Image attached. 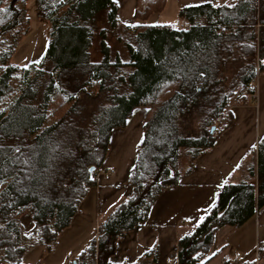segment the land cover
<instances>
[{"label":"trees","instance_id":"obj_1","mask_svg":"<svg viewBox=\"0 0 264 264\" xmlns=\"http://www.w3.org/2000/svg\"><path fill=\"white\" fill-rule=\"evenodd\" d=\"M26 1L0 0V264H22L37 244L54 249L94 186L111 130L145 106L131 194L70 263L112 264L117 242L146 224L161 192L231 123V103L255 97L253 82L264 70V0L182 6L179 26L120 25L113 0H36L49 41L40 63L19 67L11 58L29 25ZM165 4L136 0L134 16L146 21ZM263 204L264 137L247 176L223 183L203 219L179 236L177 264L210 263L215 232L243 225ZM24 214L35 224L32 235L24 233ZM155 263L153 249L136 264Z\"/></svg>","mask_w":264,"mask_h":264},{"label":"crops","instance_id":"obj_2","mask_svg":"<svg viewBox=\"0 0 264 264\" xmlns=\"http://www.w3.org/2000/svg\"><path fill=\"white\" fill-rule=\"evenodd\" d=\"M118 7L120 25L161 24L159 18L173 1L176 11L182 6L204 2L228 3L231 0H166L161 12L146 21L134 16L136 0H113ZM253 85L256 95L250 103L229 108L232 121L216 137L214 144L182 172L178 184L165 188L151 206L146 224L127 232L110 257L112 264H136L146 252L156 249L155 264H177L178 238L192 230L215 203L218 188L225 182L245 178L244 169L256 161V147L264 137V70ZM147 107H135L123 127L113 128L109 150L92 186L83 197L79 211L62 230L54 249L47 253L41 244L30 248L22 264H70L96 238L98 222L119 200L131 194L129 174L143 139ZM246 165L245 167V164ZM21 223L26 235L35 233L31 218L24 214ZM263 239V240H262ZM233 250L230 255V250ZM214 258L207 264H264V204L254 217L237 228L223 226L215 232L211 248ZM217 251H220L216 254Z\"/></svg>","mask_w":264,"mask_h":264},{"label":"rangeland","instance_id":"obj_3","mask_svg":"<svg viewBox=\"0 0 264 264\" xmlns=\"http://www.w3.org/2000/svg\"><path fill=\"white\" fill-rule=\"evenodd\" d=\"M25 6L27 11V16L29 18V25L25 34L17 42L11 58V62L18 65L19 67H24L29 64L40 63L43 59L49 41L50 26L48 22L38 17L36 10V0H27ZM107 12L108 10L105 9L102 10L100 14L102 16L104 15L105 17L107 15ZM99 17L101 18V16ZM158 20L161 24H170L173 26L181 25V21L178 18L176 6L173 1L168 2L167 7L165 8V10H163ZM97 24H101L100 19L97 21ZM119 29H120L119 26L116 27V30ZM108 36H109L108 39L110 44H112V46H115L113 43L114 36L112 34H109ZM246 165L248 164L246 163L245 167ZM244 175L245 177L247 176V168L244 169ZM218 252L220 251H217L216 254ZM210 253H214V251L211 250ZM232 253L233 250L231 249L230 255H232Z\"/></svg>","mask_w":264,"mask_h":264},{"label":"built area","instance_id":"obj_4","mask_svg":"<svg viewBox=\"0 0 264 264\" xmlns=\"http://www.w3.org/2000/svg\"><path fill=\"white\" fill-rule=\"evenodd\" d=\"M224 125V115L220 116L217 120V126L222 127ZM95 175H93L94 178ZM254 264H260L259 262H255Z\"/></svg>","mask_w":264,"mask_h":264},{"label":"water","instance_id":"obj_5","mask_svg":"<svg viewBox=\"0 0 264 264\" xmlns=\"http://www.w3.org/2000/svg\"><path fill=\"white\" fill-rule=\"evenodd\" d=\"M214 129H215V126H212V127H211V130H214Z\"/></svg>","mask_w":264,"mask_h":264}]
</instances>
